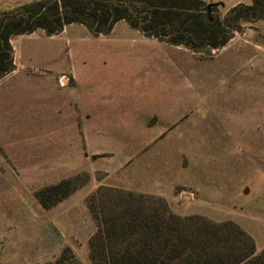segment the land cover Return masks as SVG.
I'll list each match as a JSON object with an SVG mask.
<instances>
[{"label": "rangeland", "instance_id": "374dc122", "mask_svg": "<svg viewBox=\"0 0 264 264\" xmlns=\"http://www.w3.org/2000/svg\"><path fill=\"white\" fill-rule=\"evenodd\" d=\"M31 1L0 0V12ZM203 1L219 2L220 16L252 2ZM10 43L14 69L0 80V264L53 262L66 245L91 264L86 198L100 185L160 196L178 215L233 221L264 249V18L242 22L210 52L125 21L108 34L73 23ZM66 179L76 189L43 207L39 193Z\"/></svg>", "mask_w": 264, "mask_h": 264}, {"label": "trees", "instance_id": "16d2710c", "mask_svg": "<svg viewBox=\"0 0 264 264\" xmlns=\"http://www.w3.org/2000/svg\"><path fill=\"white\" fill-rule=\"evenodd\" d=\"M203 0H33L0 12V80L14 69L13 36L37 29L54 35L66 25L108 34L118 21L146 37L195 52L223 47L241 23L264 18V0L238 3L224 16ZM66 179L38 195L49 208L76 189ZM44 193H49L44 197ZM95 223L88 239L91 264H264L253 238L237 223L178 215L157 195L100 185L86 198ZM80 264L66 245L53 262Z\"/></svg>", "mask_w": 264, "mask_h": 264}, {"label": "water", "instance_id": "95a60500", "mask_svg": "<svg viewBox=\"0 0 264 264\" xmlns=\"http://www.w3.org/2000/svg\"><path fill=\"white\" fill-rule=\"evenodd\" d=\"M219 5H220L219 2L211 3V4L208 5V9H210L211 7H214V6H219Z\"/></svg>", "mask_w": 264, "mask_h": 264}, {"label": "crops", "instance_id": "0c3cea01", "mask_svg": "<svg viewBox=\"0 0 264 264\" xmlns=\"http://www.w3.org/2000/svg\"><path fill=\"white\" fill-rule=\"evenodd\" d=\"M92 234V232L91 233H89V235H88V238L87 239H89V236ZM70 246V245H69ZM262 248L261 247H256V250H258V251H260Z\"/></svg>", "mask_w": 264, "mask_h": 264}]
</instances>
